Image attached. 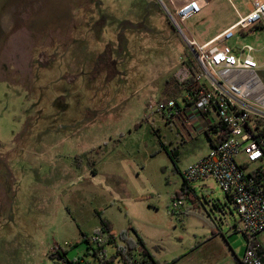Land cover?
I'll list each match as a JSON object with an SVG mask.
<instances>
[{"label":"rangeland","instance_id":"obj_1","mask_svg":"<svg viewBox=\"0 0 264 264\" xmlns=\"http://www.w3.org/2000/svg\"><path fill=\"white\" fill-rule=\"evenodd\" d=\"M163 1L175 16L186 0ZM233 1L251 8V0ZM216 4H202L181 28L208 39L235 17L229 1ZM168 11L158 0H0V264H60L56 250L94 264L84 235L102 217L134 241L135 228L161 264H211L207 250L187 258L211 227L219 251L228 242L244 255L247 238L217 184L193 183L192 196L181 194L183 205L170 212L180 170L209 147L205 135L183 140L178 122L147 107L149 95L167 97V77L182 83L195 62ZM246 43L264 80V29L228 41ZM7 236L16 251L5 252ZM106 249L110 256L115 246Z\"/></svg>","mask_w":264,"mask_h":264},{"label":"built area","instance_id":"obj_2","mask_svg":"<svg viewBox=\"0 0 264 264\" xmlns=\"http://www.w3.org/2000/svg\"><path fill=\"white\" fill-rule=\"evenodd\" d=\"M227 1L237 10L233 0ZM202 10L200 0H186L175 7V16L171 15L195 61L182 78V104L177 97L151 94L147 107L157 109L166 121L181 118L189 122L192 109L197 115L213 118L203 127L213 136L208 152L188 164L181 175L190 185L213 179V186L217 184L226 193L246 235L247 247L241 263L264 264L255 244L259 234L264 233V80L252 54L254 46L228 44L229 39L246 29H264V0H251L247 13L240 14L232 25L207 41H199L189 29L180 26ZM183 203V198L175 197L170 212H177ZM88 242L94 264L121 262L119 256L113 257L116 247L110 256L107 253V245L115 246L109 242V233L96 232L88 236ZM142 250L139 245L135 252ZM52 254L60 264H92L82 255L68 259L57 250Z\"/></svg>","mask_w":264,"mask_h":264},{"label":"crops","instance_id":"obj_3","mask_svg":"<svg viewBox=\"0 0 264 264\" xmlns=\"http://www.w3.org/2000/svg\"><path fill=\"white\" fill-rule=\"evenodd\" d=\"M200 1L203 4L204 8L208 7V5H210V4L212 5L213 8H216V5H217L216 0H200ZM174 5L176 6L175 3H174ZM248 10L249 9H245L243 11H239L238 9L234 10L235 17L233 19H228V20H226V22H223L220 25L213 28L211 30L210 37L208 39H206L205 41L213 38L214 36H216L217 34L222 32L223 30H225L227 27L232 25L237 20V18L240 14H245L248 12ZM189 115L192 116V118H191L192 120L189 122H183V119H181V118L179 119V121L177 119L176 120L172 119L170 121H174V123L178 122V123H176V125H177V128L181 132L183 140L186 139V137H189L190 141L191 140H197V139H199V137L205 135L206 139H207L206 145L210 148L212 142H211V139L208 138L207 131L203 130V127L207 123L212 122L213 118H211V116L197 115L196 109L190 110ZM171 152L173 155L178 156V158L182 154V152L180 151V148H174ZM199 158L200 157H197L194 161H196ZM190 163H192V162H189L188 164H190ZM91 170H92V168H91ZM182 170H180V171L182 172ZM206 180L207 179L201 181L202 187L206 188L207 186H213V182H211L209 185H207ZM192 194L193 193H190L189 195L192 196ZM211 232H212V236L205 234V235H203L205 238L203 241H197L198 243H196L195 245L191 244V246L188 247L191 249H190L189 253L187 252V258L196 260V257L199 253L207 250L206 257L208 259H206V260H208L207 262L210 261L211 264H223V263H226V264H242L241 260H242L243 256H240L239 254H237V252L233 249L232 246L229 245L228 242H227L228 247L224 246V250L222 252L216 248L217 242H215V239L217 237L215 238L216 234H215V228L214 227H211ZM14 239L15 238L12 236H9V237L7 236L4 238L5 241H3V243L6 246L4 248L6 253L17 250V247L19 244H16ZM145 244H146V242H145ZM255 244L259 247L260 252L264 258V233L259 234L258 238L255 241ZM174 262L175 261L173 260V263ZM166 263H168V262H166ZM196 263H198V262H196ZM170 264H172V263H170Z\"/></svg>","mask_w":264,"mask_h":264},{"label":"trees","instance_id":"obj_4","mask_svg":"<svg viewBox=\"0 0 264 264\" xmlns=\"http://www.w3.org/2000/svg\"><path fill=\"white\" fill-rule=\"evenodd\" d=\"M194 66V64H193ZM191 66V69L193 68ZM173 77H167L162 85L161 88V94L167 95V97H177L179 93L183 91V84L185 83H179L175 84L173 83ZM178 93V94H177ZM177 94V95H176ZM175 95V96H174ZM208 138L213 140V136L209 131H207ZM172 154V152H171ZM173 155V154H172ZM92 159V158H91ZM92 165H94V160H88ZM95 171V167L93 168ZM190 193H194V188L192 185L186 183L183 180L182 186H181V192L177 193L178 197H181V194H187L190 196ZM101 215V213H99ZM134 232L137 235V240H132L129 235L128 231L121 232L119 235H117L115 232H113L112 225L108 220L105 218H101V228L96 232H107L109 233V242L116 247V251L113 254V257H120V261L123 264H161L155 256L151 253L149 248L146 246L145 241L142 239V237L138 234L137 230L133 228ZM246 236V235H245ZM84 238L88 242V235H84ZM123 242L119 243L120 240ZM89 244V242H88ZM141 245L143 247V250L141 253H136L135 250L137 247ZM92 247L89 245L88 249H91ZM95 250V249H93ZM257 253L263 257V255L260 252L259 247H256ZM52 258H54V254L51 255ZM164 264H170V263H164Z\"/></svg>","mask_w":264,"mask_h":264},{"label":"water","instance_id":"obj_5","mask_svg":"<svg viewBox=\"0 0 264 264\" xmlns=\"http://www.w3.org/2000/svg\"><path fill=\"white\" fill-rule=\"evenodd\" d=\"M159 1V3L162 5V7L166 10V11H168V8H167V6H166V4L164 3V1L163 0H158ZM168 13L170 14V12L168 11ZM170 16H171V14H170ZM172 18V17H171Z\"/></svg>","mask_w":264,"mask_h":264}]
</instances>
